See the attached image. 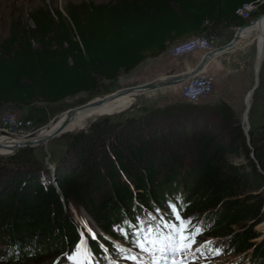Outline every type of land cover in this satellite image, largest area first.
Returning a JSON list of instances; mask_svg holds the SVG:
<instances>
[{
	"label": "trees",
	"instance_id": "trees-1",
	"mask_svg": "<svg viewBox=\"0 0 264 264\" xmlns=\"http://www.w3.org/2000/svg\"><path fill=\"white\" fill-rule=\"evenodd\" d=\"M253 1L89 0L70 2L64 11L53 8L54 13L38 7L29 15L34 27L13 20L10 34L0 39V107L92 92L101 79L130 72L184 33L244 25L237 10ZM262 13L264 2L252 15ZM184 108L192 119L180 116L183 108H170L111 122L108 140L102 130L110 122L106 117L90 132L73 133L54 170L23 152L6 159L0 154V260L16 264L73 247L80 237L81 206L115 234L114 223L134 222L137 207L158 208L169 199L178 206L177 197L185 193L189 213L205 212L211 234L227 235L234 251L253 247V262L264 264V238L256 239L264 194L258 175L249 170L254 164L243 131L233 127L227 140L199 134L208 107L191 101ZM189 135L196 138L195 148ZM252 145L264 159V134L253 136ZM183 155H193V161ZM240 222L245 227L234 236L233 225Z\"/></svg>",
	"mask_w": 264,
	"mask_h": 264
},
{
	"label": "rangeland",
	"instance_id": "rangeland-1",
	"mask_svg": "<svg viewBox=\"0 0 264 264\" xmlns=\"http://www.w3.org/2000/svg\"><path fill=\"white\" fill-rule=\"evenodd\" d=\"M82 1L89 0H0V39H4L10 34L13 20L20 21L21 24L27 23L30 27H34L35 24L30 19L29 15L38 7L46 6L52 11V13H54L53 8H58L64 11V8L68 3H80ZM92 1L95 3H107L113 0ZM259 15L253 17H258ZM237 29L238 27H223L221 29L211 28V31L206 35V37L209 38L213 47L225 45L231 41ZM256 37L257 35L254 33L250 38L251 41L249 44H246L244 39H240L233 48L223 52V60L221 61L222 65L213 66L211 68L212 72L209 70L207 71L215 75L213 91L206 97H203L199 101H195L193 103L209 108L204 109L202 112L203 126L199 128V134L204 135L210 133V135L213 136L212 138L215 140H227L230 133H232L233 127L237 126L241 131H243L247 140V145L251 148L250 157L254 164L250 165L249 170L258 175H255L256 182L260 184L258 191H261L264 194V159L260 160V158L256 155L254 146L252 145L253 136L257 138L259 135L264 134V59L260 72L259 84L252 94L251 104L248 108V122L250 126L248 135L250 136V141L247 136V125L244 124L243 119L244 112L246 110L245 97L255 82L254 67L257 56ZM151 61L153 62L140 64L130 72L121 71L113 79H101L98 87L92 92L83 91L75 95H70L57 102H46L40 100L31 104L6 102L0 107V129H7L6 131L10 132L15 137L28 135L37 131V129L43 125L50 123L56 116L60 115L63 111L69 108L84 105L94 98L106 96L109 93L125 87L130 88L134 85L150 82L159 77L166 76V74H159L164 70L159 67V63L154 60ZM189 102L191 101L182 97L180 85H176L175 88L160 87L154 90L144 91L138 96L131 98L128 103V108L116 113L113 116H109V118L107 117L110 122L108 123V126L106 124V129L105 126L102 125V130L106 132L105 137L107 138L106 140H108V137H110L108 135V129H110L109 126H111V122L126 120L141 114L147 116L159 113L163 114L164 111L168 112L170 108H173L174 110L183 108L179 110L180 112L184 111V113L180 114V116H182L183 119H192L194 114L190 112L192 115H188L189 111L187 112L184 108L187 104H189ZM223 103L227 107V113L226 110L221 109ZM171 116H173V114ZM105 119L106 117L96 120L87 129L67 131L61 135L50 137L47 141L37 144L21 145L12 150L10 149V152L3 153V159H6L7 155H11L15 151H17V153L23 152L29 155V160L33 161L34 164L43 161L46 166L55 168L59 158L63 154L67 153L68 144L73 137V133L79 131L90 132L93 124H98L99 126ZM171 128L172 126H170V124L166 127L167 131L172 130ZM198 133L195 135L196 137L199 135ZM158 134V136H161L163 133L159 132ZM177 136L180 137V134L175 136L176 139ZM189 138L191 140L192 148H195V146H197V144H195L196 138L192 135H189ZM178 141L180 142V140ZM0 154L2 153L0 152ZM185 156L186 155H183V157ZM233 159L237 162H247L246 157H233ZM185 161L187 163L192 162L193 155L186 156ZM81 211L82 209L80 207V212ZM81 213L83 217L88 219L83 212ZM86 223L87 222H85V224ZM244 224L245 223L240 222L239 224L233 225L234 236L238 231L245 227ZM263 225L264 219L256 225V228L261 233L259 238L264 237ZM1 251L2 250H0V256L2 254ZM135 253L136 249L132 255L137 256V260L133 261L125 258L120 259L117 263L148 264L149 257L146 253L143 255H135ZM202 254L203 256L198 255L195 259H190L188 264H200L203 262H206L207 264H219L220 262L225 264H236V257L239 255L235 252H224L222 256L214 255L213 257L209 247H206ZM141 257H148V259L147 261L141 262ZM56 258L57 257H54V255L46 254L36 260H20L16 264H55ZM67 261L68 260H64L63 263L60 264H67ZM108 261H112V264H115L114 259ZM3 263H5V261L3 262L0 260V264Z\"/></svg>",
	"mask_w": 264,
	"mask_h": 264
},
{
	"label": "snow or ice",
	"instance_id": "snow-or-ice-1",
	"mask_svg": "<svg viewBox=\"0 0 264 264\" xmlns=\"http://www.w3.org/2000/svg\"><path fill=\"white\" fill-rule=\"evenodd\" d=\"M169 207L171 215L168 219L164 215H149L135 233L133 243L140 250V254L148 255V264H188L190 259L196 258V252L202 251L201 246L193 249V245L197 244L196 237L202 234L203 228L193 224L195 218L181 215L183 205L177 209L176 204L170 203ZM85 228L87 235L81 233L72 252L64 254L71 264H93L94 256L88 240L95 239L96 234L87 223ZM220 251L215 249L212 254L219 255ZM125 258L137 260V256L132 255Z\"/></svg>",
	"mask_w": 264,
	"mask_h": 264
},
{
	"label": "bare ground",
	"instance_id": "bare-ground-1",
	"mask_svg": "<svg viewBox=\"0 0 264 264\" xmlns=\"http://www.w3.org/2000/svg\"><path fill=\"white\" fill-rule=\"evenodd\" d=\"M254 33L257 35L256 37L257 56H256L255 67H254L255 68L254 69L255 70L254 71L255 81H256V68L259 64L261 65V68L259 71V76H260V72L262 69V62L264 59V53L262 55V50H264L263 49L264 48V40H263L264 17H262L254 25H251L245 28L241 32L240 39H244L246 41V44L247 43L249 44L251 41L250 38L252 37ZM206 67L207 65L204 66L202 69L206 70L205 69ZM185 73H189V72H185ZM169 77L170 75L162 76L150 82L157 81L156 83H159V81H164V79H168ZM179 84L180 82H176V83L167 84L165 86H158L153 89L141 88L140 87L141 84L134 85L130 88L125 87V88H122L124 90L121 93H119V95H116L117 91H119L117 90L112 93H109L106 96L94 98L84 105H80L77 107H72V108L67 109L63 111L60 115L56 116L50 123L43 125L39 129H37V131L31 134L22 135L21 137H15L11 133L2 131L0 132V152L1 153L10 152L11 151L10 149L13 146L18 147V145L19 146L25 145L26 143H24V141H29L27 143L34 141V144H37L38 142H35V140H38L39 138L49 139L50 137L55 136V135H52L55 131H59L56 135H61L62 133H65L67 131H77V130L87 129L96 120H99V119H102L108 116H113L116 113H119L125 110L126 108H128V103L131 100V98L138 96L144 91L154 90L160 87H170V86H176V85L178 86ZM248 93L245 97L246 108H247L246 98L248 97ZM251 98H252V95L249 98V107L251 104ZM244 124L247 125L246 121H244ZM19 143H22V144H19Z\"/></svg>",
	"mask_w": 264,
	"mask_h": 264
},
{
	"label": "built area",
	"instance_id": "built-area-1",
	"mask_svg": "<svg viewBox=\"0 0 264 264\" xmlns=\"http://www.w3.org/2000/svg\"><path fill=\"white\" fill-rule=\"evenodd\" d=\"M263 2L264 1L256 0L245 3L237 10V13L247 20V22L252 21L255 18L252 13L258 10L260 3ZM259 16L264 17V13ZM214 48L215 47L212 46L209 38L205 36H193L174 43L169 47L168 51L171 56H182L195 51L208 53ZM214 84L215 75L206 70L200 69L189 77L183 79L179 85L181 86L182 97L188 101L195 102L210 94L214 89ZM6 130L0 129V131L8 132Z\"/></svg>",
	"mask_w": 264,
	"mask_h": 264
},
{
	"label": "water",
	"instance_id": "water-1",
	"mask_svg": "<svg viewBox=\"0 0 264 264\" xmlns=\"http://www.w3.org/2000/svg\"><path fill=\"white\" fill-rule=\"evenodd\" d=\"M262 17L263 16L255 17L252 21H248L244 25L239 26L237 31L235 32L233 38L231 39V41H229L225 45L217 46L213 50H211L210 52L205 53L204 56L201 58L200 62L189 73H183V72L174 73V74H171L168 79H164V81H159V83H156L157 81L156 82L141 83L140 87L141 88L153 89V88H156L158 86H165L167 84L181 82L186 77H189L190 75H192L196 71L202 69L210 61V59L213 56H216V55L220 54L221 52H224V51H227V50L233 48L237 44L238 40L240 39L241 32L245 28H247V27H249L251 25H254ZM263 40H264V36H263ZM263 53H264V50H262V55H263ZM260 68H261V65L259 64L257 66V68H256V81H255L254 85L250 88L249 93H248V97L246 98L247 108H246V110L244 112V116H243L244 121H246V123H247L246 130H247V136H248V140L249 141H250V136L248 135V130H249V127H250L249 126V122H248L249 98L254 93L255 88L259 84V80H260L259 71H260ZM123 90L124 89H119V91H117L116 95H119V93H121ZM58 132L59 131H55L52 135H56ZM47 139L48 138H45V139L39 138L38 140H35V142L40 143V142H43V141H47ZM27 142H29V141H24V143H26V144H34V141H31L30 143H27ZM19 144H22V143H19ZM14 148H16V146H13L11 148V150L14 149Z\"/></svg>",
	"mask_w": 264,
	"mask_h": 264
},
{
	"label": "crops",
	"instance_id": "crops-1",
	"mask_svg": "<svg viewBox=\"0 0 264 264\" xmlns=\"http://www.w3.org/2000/svg\"><path fill=\"white\" fill-rule=\"evenodd\" d=\"M206 24V23H205ZM221 29V28H218ZM211 31V29H209L208 31H204V32H198V33H184L183 35H181L180 37H178L176 39V41H174L173 43H170V46L173 45L174 43L184 40V39H188L190 37L193 36H205ZM169 46V47H170ZM169 47L162 53H160L157 56H148L147 58H145L144 60H142L137 66H139L142 63H146L147 62H153L151 60H154L155 62L159 63V67L164 69L162 72H160L159 74H166V76L174 74V73H180V72H190L201 60V58L204 56V52L203 51H195L186 55H182V56H171L169 54ZM223 54H219L217 56H213L210 61L206 64V71H211V68L213 66H218V65H222L221 61ZM220 61V62H219ZM205 65V66H206ZM136 66V67H137ZM213 74V73H212ZM179 86V85H178ZM171 88H175V86H170Z\"/></svg>",
	"mask_w": 264,
	"mask_h": 264
}]
</instances>
